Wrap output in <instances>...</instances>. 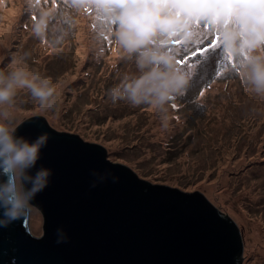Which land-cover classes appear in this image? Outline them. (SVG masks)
Here are the masks:
<instances>
[{
	"label": "rangeland",
	"instance_id": "374dc122",
	"mask_svg": "<svg viewBox=\"0 0 264 264\" xmlns=\"http://www.w3.org/2000/svg\"><path fill=\"white\" fill-rule=\"evenodd\" d=\"M47 10L54 16L41 40L33 26ZM217 36L200 28L182 49L191 85L175 101L165 129L153 109L107 97L109 87L137 69L108 38L99 10H77L70 0H0V70L11 71L12 59L27 54L29 68L51 77L58 92L55 107L45 110L20 90L11 126L44 117L59 132L101 145L108 160L143 180L202 193L243 233L241 264H264V98L230 70L235 65L222 58L220 39L211 47ZM31 221L32 231L42 234L43 218L33 207Z\"/></svg>",
	"mask_w": 264,
	"mask_h": 264
},
{
	"label": "water",
	"instance_id": "95a60500",
	"mask_svg": "<svg viewBox=\"0 0 264 264\" xmlns=\"http://www.w3.org/2000/svg\"><path fill=\"white\" fill-rule=\"evenodd\" d=\"M48 133L40 167L51 169L48 186L32 201L43 233L32 231L31 214L0 227V264H241L243 233L202 193H187L141 179L113 163L104 147L53 129L44 117L25 120L15 135L32 142ZM95 171L107 177L91 187ZM5 178L0 176V182ZM30 187V185H26ZM0 209V214H2ZM63 228L68 242L56 243Z\"/></svg>",
	"mask_w": 264,
	"mask_h": 264
},
{
	"label": "clouds",
	"instance_id": "9594fccd",
	"mask_svg": "<svg viewBox=\"0 0 264 264\" xmlns=\"http://www.w3.org/2000/svg\"><path fill=\"white\" fill-rule=\"evenodd\" d=\"M77 9L99 10L107 25V36L114 40L136 65V73L124 74L106 90L113 104L125 101L154 110L162 128L171 120L175 101L189 90L192 76L180 67L182 49L196 30L218 32L222 58H231L245 89L264 98V0H70ZM54 10L42 11L33 26L36 38L45 40ZM27 54L13 58L11 71L0 70V227L27 220L32 201L49 184L51 169L35 168L40 150L49 135L43 133L29 142L15 135L11 126L14 99L26 89L45 110L53 109L58 95L51 77L32 71ZM91 187L111 177L91 173ZM30 185V187H26ZM56 243L68 242L63 228L56 230Z\"/></svg>",
	"mask_w": 264,
	"mask_h": 264
},
{
	"label": "snow or ice",
	"instance_id": "6c2138e0",
	"mask_svg": "<svg viewBox=\"0 0 264 264\" xmlns=\"http://www.w3.org/2000/svg\"><path fill=\"white\" fill-rule=\"evenodd\" d=\"M37 2H39V0H37ZM93 27H95V25H93ZM105 39H107V37H105ZM209 43H210L211 47H213V48L217 47V44L219 43V36H217V38H216V43H212L211 41ZM228 59L231 60V58H228ZM180 67L186 68L188 70L189 74L192 76V68L190 65L185 67L184 62L181 60L180 61ZM202 94L203 93H201V95ZM173 107H175V104L173 105Z\"/></svg>",
	"mask_w": 264,
	"mask_h": 264
},
{
	"label": "bare ground",
	"instance_id": "6f19581e",
	"mask_svg": "<svg viewBox=\"0 0 264 264\" xmlns=\"http://www.w3.org/2000/svg\"><path fill=\"white\" fill-rule=\"evenodd\" d=\"M13 112V111H12ZM212 190V189H211ZM256 232L259 231V227L258 225L256 226V229H255ZM255 237H258L260 240L262 239V236L260 234H256ZM261 244H263V242H261Z\"/></svg>",
	"mask_w": 264,
	"mask_h": 264
}]
</instances>
